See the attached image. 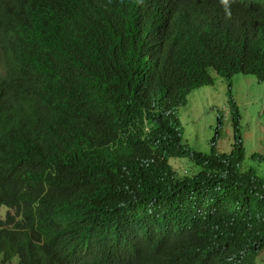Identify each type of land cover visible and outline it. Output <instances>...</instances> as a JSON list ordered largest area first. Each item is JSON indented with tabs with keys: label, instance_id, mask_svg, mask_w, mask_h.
<instances>
[{
	"label": "trees",
	"instance_id": "1",
	"mask_svg": "<svg viewBox=\"0 0 264 264\" xmlns=\"http://www.w3.org/2000/svg\"><path fill=\"white\" fill-rule=\"evenodd\" d=\"M144 1L170 21L128 26L123 0H0L2 264H258L264 253V179L241 170L235 102L229 154L215 139L209 154L188 148L178 115L211 70L264 81V16L244 29L264 0ZM172 158L198 172L178 176Z\"/></svg>",
	"mask_w": 264,
	"mask_h": 264
},
{
	"label": "rangeland",
	"instance_id": "2",
	"mask_svg": "<svg viewBox=\"0 0 264 264\" xmlns=\"http://www.w3.org/2000/svg\"><path fill=\"white\" fill-rule=\"evenodd\" d=\"M210 74L213 83L191 92L186 105L178 109L183 143L193 151L209 154L211 141L215 138L216 150L222 154L230 153L235 144L229 104L232 98L240 116L239 133L245 153L241 170H253L264 179V81L260 83L255 76L242 74H235L228 81L213 70ZM218 118L221 119L220 126ZM169 162L180 177H190L198 172L188 159L172 158ZM6 214L7 209L2 208L0 218ZM257 263L264 264V253Z\"/></svg>",
	"mask_w": 264,
	"mask_h": 264
},
{
	"label": "clouds",
	"instance_id": "3",
	"mask_svg": "<svg viewBox=\"0 0 264 264\" xmlns=\"http://www.w3.org/2000/svg\"><path fill=\"white\" fill-rule=\"evenodd\" d=\"M122 1V0H121ZM123 2H126V3H129V7L126 8V14H127V17H126V20H127V23H128V26L131 24V22L135 21V20H139V19H142L143 21L145 20L146 21H151L153 22L154 24L156 25H159V24H162V23H165V22H169L170 20L167 19L166 17V14L165 13H162L163 14V20H159L158 17L156 16H153V17H150V12H148V6L146 5V2L144 0H123ZM223 5H227L228 3V0H222L220 1ZM208 4L207 2H205L204 4V7H206ZM260 15H263V13L261 12H257L256 15H254L253 17H250L244 24V29L246 31V33L249 31L250 29V24L252 22H254L256 20V18ZM164 38L167 39V40H171V41H179L180 39H178V37L175 35L174 32H172L171 30H168L163 34ZM138 38V37H136ZM139 39H142V38H139ZM182 40V39H181ZM183 41V40H182ZM257 79V78H256ZM258 81V80H257ZM259 82V81H258ZM261 83V82H260ZM193 92V91H192ZM232 116V114H231ZM215 139V138H214ZM235 141V140H234ZM218 152V151H217ZM219 153V152H218ZM219 154H222V153H219ZM223 154H229V153H223ZM171 165V164H170ZM197 168V167H196ZM5 208V207H3ZM2 209V208H1ZM1 259V258H0ZM13 261H16L17 262V259H14ZM12 261V262H13Z\"/></svg>",
	"mask_w": 264,
	"mask_h": 264
}]
</instances>
